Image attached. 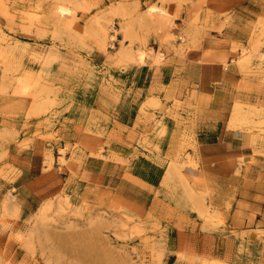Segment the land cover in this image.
I'll use <instances>...</instances> for the list:
<instances>
[{
	"label": "rangeland",
	"instance_id": "rangeland-1",
	"mask_svg": "<svg viewBox=\"0 0 264 264\" xmlns=\"http://www.w3.org/2000/svg\"><path fill=\"white\" fill-rule=\"evenodd\" d=\"M227 31L259 155L236 167L199 151L186 66ZM88 156L126 171L90 181ZM0 264H264V0H0Z\"/></svg>",
	"mask_w": 264,
	"mask_h": 264
},
{
	"label": "crops",
	"instance_id": "crops-1",
	"mask_svg": "<svg viewBox=\"0 0 264 264\" xmlns=\"http://www.w3.org/2000/svg\"><path fill=\"white\" fill-rule=\"evenodd\" d=\"M212 38H202L203 50L194 61L186 64L194 72V80L189 84V90L194 91V112L196 118L191 125V131L196 139L199 151L207 156L209 162H219L236 167L239 158L245 162L257 160V146L252 143V135L242 127L230 126L232 111L237 100L240 83V71L231 51L232 36L226 33L212 34ZM226 51L225 61L206 62L201 57L205 50ZM225 62V63H224ZM152 170L148 174L146 169ZM166 166L154 159L138 158L130 168L131 173L147 183L159 185L165 174ZM126 171V165L119 161L88 156L81 167V173L90 181L111 182L116 176ZM154 173L157 177H154ZM256 197V196H255ZM245 201V200H241ZM238 202V198L236 199ZM255 206V205H254ZM256 207V206H255ZM244 207H238L233 202L229 218L238 219L235 227L242 228L254 224L251 213H242Z\"/></svg>",
	"mask_w": 264,
	"mask_h": 264
},
{
	"label": "bare ground",
	"instance_id": "bare-ground-1",
	"mask_svg": "<svg viewBox=\"0 0 264 264\" xmlns=\"http://www.w3.org/2000/svg\"><path fill=\"white\" fill-rule=\"evenodd\" d=\"M161 24H162V23H161ZM159 25H160V24H159ZM207 58H209V59H216L217 57H212V56H210V55L208 54Z\"/></svg>",
	"mask_w": 264,
	"mask_h": 264
}]
</instances>
